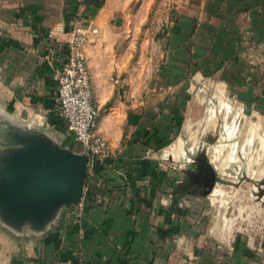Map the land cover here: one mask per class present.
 <instances>
[{"label":"crops","instance_id":"1","mask_svg":"<svg viewBox=\"0 0 264 264\" xmlns=\"http://www.w3.org/2000/svg\"><path fill=\"white\" fill-rule=\"evenodd\" d=\"M162 1L171 16L162 62L154 61L149 84L135 80L129 89L121 77L134 52L122 31L143 21L114 19L128 0L101 8L86 0H0V176L13 149L32 137L83 154L56 109L50 66L78 13L99 29L84 50L101 110L97 130L114 153L102 169L87 170L77 203L59 205L40 223L0 211V264H264V218L251 233L230 231L223 218L204 230L206 207L227 200L192 196L194 185L177 180L157 150L179 132L202 79L264 117V0ZM155 3L143 0L142 14Z\"/></svg>","mask_w":264,"mask_h":264},{"label":"rangeland","instance_id":"2","mask_svg":"<svg viewBox=\"0 0 264 264\" xmlns=\"http://www.w3.org/2000/svg\"><path fill=\"white\" fill-rule=\"evenodd\" d=\"M142 3L128 0L126 8L114 16L143 21L142 28L122 31L128 49L133 47L134 52L128 71L121 77L129 89L135 80L137 84L151 82L152 66L154 61L162 62L164 37L169 29L167 6L162 0H157L147 15L140 11ZM144 71L147 75L143 76ZM157 150L164 157L160 161L176 167L177 180L190 176L196 179L194 169L199 163L216 167L217 183L212 190L191 193L227 200L222 208L216 203L206 207L202 215L206 219L204 230L213 225L215 218L228 221L225 227L230 231L242 233L254 232L264 223L256 220L264 218V117L241 103L228 88L214 79L196 81L179 132L160 141ZM201 205L197 204L196 210Z\"/></svg>","mask_w":264,"mask_h":264},{"label":"water","instance_id":"3","mask_svg":"<svg viewBox=\"0 0 264 264\" xmlns=\"http://www.w3.org/2000/svg\"><path fill=\"white\" fill-rule=\"evenodd\" d=\"M87 161L85 154L62 150L36 137L20 141L8 156L7 172L0 176V211L38 224L59 205L77 203L83 194ZM213 185L214 181L208 193Z\"/></svg>","mask_w":264,"mask_h":264},{"label":"built area","instance_id":"4","mask_svg":"<svg viewBox=\"0 0 264 264\" xmlns=\"http://www.w3.org/2000/svg\"><path fill=\"white\" fill-rule=\"evenodd\" d=\"M98 32L91 16L75 14L59 49L58 60L50 65L51 78L56 83V109L66 130L82 146L88 172L105 166L114 156L109 141L97 130L101 110L94 103L84 50L89 38ZM85 190L83 188V195Z\"/></svg>","mask_w":264,"mask_h":264},{"label":"flooded vegetation","instance_id":"5","mask_svg":"<svg viewBox=\"0 0 264 264\" xmlns=\"http://www.w3.org/2000/svg\"><path fill=\"white\" fill-rule=\"evenodd\" d=\"M194 172L197 177L196 179H192L191 176L187 178L188 182L191 183L192 186L194 185L193 190H202L206 192L210 188L212 181L216 182L217 174L214 175V171L209 164L204 162L199 163L197 168L194 169ZM198 181H201V183L199 184ZM196 184L197 186H195Z\"/></svg>","mask_w":264,"mask_h":264},{"label":"trees","instance_id":"6","mask_svg":"<svg viewBox=\"0 0 264 264\" xmlns=\"http://www.w3.org/2000/svg\"><path fill=\"white\" fill-rule=\"evenodd\" d=\"M87 4H91L96 6L97 8H101L104 5L105 0H86ZM102 169L100 167L95 168V170Z\"/></svg>","mask_w":264,"mask_h":264},{"label":"bare ground","instance_id":"7","mask_svg":"<svg viewBox=\"0 0 264 264\" xmlns=\"http://www.w3.org/2000/svg\"><path fill=\"white\" fill-rule=\"evenodd\" d=\"M239 148V147H238ZM246 150V149H245ZM241 151H243V150H241ZM244 152V151H243Z\"/></svg>","mask_w":264,"mask_h":264}]
</instances>
